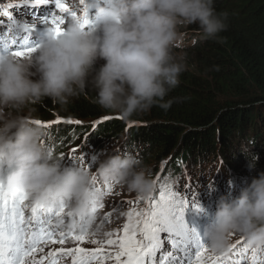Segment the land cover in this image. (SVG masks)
Masks as SVG:
<instances>
[{
    "label": "clouds",
    "instance_id": "clouds-1",
    "mask_svg": "<svg viewBox=\"0 0 264 264\" xmlns=\"http://www.w3.org/2000/svg\"><path fill=\"white\" fill-rule=\"evenodd\" d=\"M91 1L94 28L85 30L71 21L60 38L47 29L36 55L23 62L0 54V167L11 170L3 183L26 192L34 205H65L59 226L66 231L98 228L103 197L93 191L97 178L103 185L149 198L156 190L152 171L131 155L110 156L95 173L63 168L42 147L43 130L18 114L34 111L45 100L66 106L89 87L98 93L103 109L125 118L153 107L167 111L173 102L164 101L187 70L174 56L180 29L198 25L206 41L228 30L226 16L216 13L214 0ZM99 61L105 63L97 71ZM258 162L256 156L249 171H255ZM234 235L249 248H264V173L238 198H221L202 233L217 255L228 254Z\"/></svg>",
    "mask_w": 264,
    "mask_h": 264
},
{
    "label": "trees",
    "instance_id": "trees-1",
    "mask_svg": "<svg viewBox=\"0 0 264 264\" xmlns=\"http://www.w3.org/2000/svg\"><path fill=\"white\" fill-rule=\"evenodd\" d=\"M214 9L222 18L226 16L228 26L215 40H204L198 25L180 29L184 43L178 63L187 70L164 101L173 102L169 110L153 107L125 118L103 109L98 93L89 87L66 106L45 100L34 111L25 109L31 125L41 127L56 119L79 123H53L49 128L51 137L65 142L58 153L88 134L91 126L87 141L97 149L94 159L124 140L135 153H142L144 164L156 166L169 160V165L183 170L180 165L198 169L223 163L251 184L264 173V0H214ZM100 68L96 65L97 71ZM256 156V170L249 171ZM151 170L159 173L156 167ZM241 184L235 179L233 186Z\"/></svg>",
    "mask_w": 264,
    "mask_h": 264
},
{
    "label": "snow or ice",
    "instance_id": "snow-or-ice-1",
    "mask_svg": "<svg viewBox=\"0 0 264 264\" xmlns=\"http://www.w3.org/2000/svg\"><path fill=\"white\" fill-rule=\"evenodd\" d=\"M79 3L83 6V16L73 12L65 0H35L34 4L20 7H46V11L33 15V20L42 19L43 25L60 38L65 35L64 26L69 21L78 22L85 30L95 27L89 20L86 0ZM0 17L7 19V23L0 20V37L11 36L0 38L4 53L18 61L37 53L38 46L30 43L31 36L37 32L35 23L18 21L5 8H0ZM53 123L78 122L56 119ZM53 123L39 126L48 129ZM93 187L99 191L95 182ZM106 194L114 195L110 187ZM190 199L165 185L146 206L131 202L132 210L127 213L125 225L97 239L103 224L95 231L86 227L79 231L63 230L59 223L65 216V205L59 208L34 205L26 192L9 189L0 180V264H249L250 248L244 240L232 245L228 251L231 256L217 255L210 249L201 233L187 221L190 213L203 212V208L195 205L190 210ZM111 215L105 218V223H110ZM251 264H264V252L252 251Z\"/></svg>",
    "mask_w": 264,
    "mask_h": 264
},
{
    "label": "rangeland",
    "instance_id": "rangeland-1",
    "mask_svg": "<svg viewBox=\"0 0 264 264\" xmlns=\"http://www.w3.org/2000/svg\"><path fill=\"white\" fill-rule=\"evenodd\" d=\"M12 1H16V0H0V5H2V6L3 5H10ZM29 1H35V0H20V2H29ZM20 2L18 1V2H14V3H20ZM91 20L94 21L95 17H92ZM32 23H35V21L34 22H30V24H32ZM36 27H37V31L38 32H36L35 34L32 35L33 38H35V35L36 36L39 35V31H45L46 30V27H44V26H42L40 24L36 25ZM183 43H184L183 40L178 41V46L174 49V56L176 57L177 62H178V60H180L178 58L181 57L179 55L178 51L179 50L180 51L183 50V46H182ZM34 55H36V53ZM23 61L24 60H21L20 62H23ZM104 63H105L104 61H99L97 63V65L99 67H103ZM33 71H35V70H33ZM26 110H24V112L20 113V115H22V118L28 120L31 123L32 121L30 119V116H28V113L26 112ZM37 128H39V127H37ZM118 145H120L119 140L117 141V145L116 144H112L110 146L112 148L111 150H113ZM94 151L95 150H93V149H90L88 151V153L90 155L89 161L84 160L83 163H82L84 165V167L82 165L80 166V167H82V169H84V168L89 169L92 173H95L97 171V169L99 167V163L102 162V160H96V161L94 160V158L92 156V153ZM106 151H107V148H106V150L104 152L99 153L97 155V158L104 157V156L108 155V154H106ZM173 158L174 157H172V159ZM167 162L163 161V162L157 163L156 166H154L156 163H150V162H147V163H145L143 165L149 167L150 169H153V168L156 167L157 170L159 171V169L161 167L169 166V165L166 164ZM151 171H152V177H153L155 174H153L154 173L153 170H151ZM211 171H212V169H209V172H211ZM159 178H161V177H159ZM207 181H208V179H207ZM113 193L115 195L114 205L112 206V207H114V209L111 212V213H113V215H111V217H110V223L103 224L104 226L100 230L101 231V235L98 236L97 239L103 238V234L104 233L116 232L117 230H119L120 228H122L125 225L127 213L132 210L131 207L129 206V204L131 202H140L141 207L146 206L147 203L149 202V201H147V198H139L134 193H130L127 190H125V189H123V188H121V187H119L117 185L114 186ZM125 197H127L128 200H125ZM106 217H108V216H105V217H103L101 219H103L105 221ZM118 218H120V219H118ZM235 236L238 237V235H235ZM84 247H88V246H84Z\"/></svg>",
    "mask_w": 264,
    "mask_h": 264
},
{
    "label": "bare ground",
    "instance_id": "bare-ground-1",
    "mask_svg": "<svg viewBox=\"0 0 264 264\" xmlns=\"http://www.w3.org/2000/svg\"><path fill=\"white\" fill-rule=\"evenodd\" d=\"M18 1H20V0H16V1H12L11 2V4L12 3H14V2H18ZM97 4H100V0L97 2ZM14 17H16L14 14H12ZM38 32V31H37ZM10 35V34H9ZM41 36H38V37H35V38H33L31 41H30V43H32L33 45L34 44H36V42H37V40L40 38ZM16 43V42H15ZM13 47H15V44H14V46ZM54 141H57V139H55V138H53V137H51V140L49 141V143L48 144H44V143H42V147L44 148V150L49 154V156H50V158H51V155L53 154L51 151H50V144L52 145V143L54 142ZM91 148H87V152L90 150ZM93 150H97L96 148H92ZM83 166L84 167V165L82 164V163H79V164H77L75 167H70L69 169H78L79 167H77V166ZM77 167V168H76ZM203 173H202V171H200V177H201V175H202ZM7 175V173L6 172H4V173H2L1 175H0V178H3L4 176H6ZM225 175H226V177H231L232 176V174H231V172L230 171H225ZM198 181H199V179L198 180H196V182L194 181V186H197V184H198ZM231 194H230V192L229 193H226V194H224V197H227V196H230ZM233 195V194H232ZM234 195H236V194H234ZM233 195V196H234ZM125 200H128L127 199V197H125ZM98 224L99 225H102V224H105V221L103 220V219H101V218H99L98 219ZM251 261V258H249V262ZM251 264V263H250Z\"/></svg>",
    "mask_w": 264,
    "mask_h": 264
}]
</instances>
